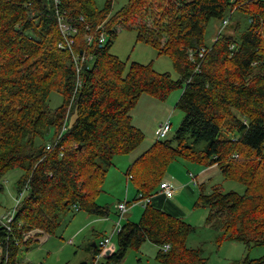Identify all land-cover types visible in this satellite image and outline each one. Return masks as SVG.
Instances as JSON below:
<instances>
[{
    "label": "trees",
    "instance_id": "1",
    "mask_svg": "<svg viewBox=\"0 0 264 264\" xmlns=\"http://www.w3.org/2000/svg\"><path fill=\"white\" fill-rule=\"evenodd\" d=\"M113 1L99 7L98 0H0V190L9 171L24 173L14 191L17 213L10 228L6 216L1 219L0 264H27L18 256L22 245L29 248L35 230L56 235L61 212L104 213L96 197L114 157L131 154L144 140L132 122V109L143 93L165 99L177 87L183 88L177 106L184 117L174 136L155 140L126 170L127 181L137 189L128 205L147 196L151 201L138 222L122 223L118 246L109 254H101L100 245L108 235L92 243L87 264H116L146 240L162 251L171 243L172 252L159 255L167 264H210L186 246L190 225L165 209L168 199L159 194L170 164L179 158L216 164L244 183V194L217 189L201 194L199 204L208 208L206 223L223 230V237L264 244V0H128L116 12ZM57 10L79 29L77 52L93 56L85 63L74 103L75 64L58 45L63 36ZM236 10L249 16L243 32ZM142 14L154 16L157 31L136 23ZM212 18L221 27L208 45L205 33ZM118 22H134L140 38L171 56L180 78L135 61L126 71L111 50ZM101 23L109 41L101 45L94 38L88 45L85 34L95 36ZM53 91L64 95L56 109L49 105ZM70 104L69 128L57 141ZM52 130L56 133L50 139ZM237 263L264 264V255Z\"/></svg>",
    "mask_w": 264,
    "mask_h": 264
},
{
    "label": "rangeland",
    "instance_id": "2",
    "mask_svg": "<svg viewBox=\"0 0 264 264\" xmlns=\"http://www.w3.org/2000/svg\"><path fill=\"white\" fill-rule=\"evenodd\" d=\"M105 1L98 0V6L103 7ZM127 2L128 0H114L112 11L120 10ZM242 13L241 10H236L234 15L235 19L243 18L241 32L246 29L249 21V16L246 14L244 16ZM136 19V23L142 28L146 26L149 32L157 31L154 16L142 14ZM220 27L221 22L219 19L212 18L210 20L205 33L206 44H213ZM114 28L117 29V35L113 40L111 50L125 64L126 71H129L132 62L135 61L142 64H152L156 71L170 72L174 78H180V73L174 66L171 56L163 52L158 45L140 38L139 28L134 22H118ZM166 39L167 35L164 34L163 42ZM182 91V87H177L165 99H158L150 94L143 93L137 105L132 109V122L144 133V140L131 154H120L114 157V164L105 176L102 189L96 197L98 203L106 207V213L97 216L93 212L84 209L76 210L75 208L61 212L62 224L56 235H49L48 237L40 235L37 240L35 239L38 237L36 231L30 233L29 237L34 241L29 245V248L28 245H22L18 254L21 262L44 264L46 261L45 264H65L67 262L80 264L82 261L87 260L86 257L89 258L91 253L89 247L92 243L99 241L105 235L110 236L112 234L114 226L120 218L117 205L120 202L119 200L125 198V191L127 187L129 188V184L127 186L126 170L139 155L157 140L155 128L159 127L163 121L170 119L172 129L168 137L172 138L174 136L184 117L183 111L177 106ZM63 102L64 95L60 92L53 91L50 94L49 105L52 109L58 108ZM55 133V130L51 131L50 139L55 137ZM122 156L125 159L129 157L130 161L125 159L123 161ZM197 168H199V165H196L195 161L179 158L170 164L168 174L175 173L177 177L182 178L184 174H188L189 170L193 171ZM18 171L22 170H11L4 178V188L0 190V202L2 203L0 218L3 212L16 204V202L13 204L12 191L16 189L18 179L24 174L22 171V176L18 177ZM201 172L199 171L198 175ZM190 179L191 176H188L185 181H178L176 183L178 189L174 191L177 198L176 202L180 204L178 210L191 227V231L185 239L186 246L198 250L200 257L210 264H238L239 260L247 257L257 258L263 256L264 244L252 246L241 240L223 237L221 235L223 230L206 223L208 208L199 204L201 194H211L217 189L222 192L235 190L244 194L246 192L244 183L234 180L218 170H214V173L206 177V180L202 181V185L199 186L190 183ZM198 180L200 182V176H198ZM130 182L129 194L131 196L134 188L132 180ZM27 191L28 189L26 193ZM130 199L132 200L133 196ZM133 207L135 209H132ZM143 210L144 206L141 202H136V205L134 204L125 214L122 223L130 219L128 215L133 212L138 214V218L130 220L134 222L140 220ZM117 235L116 233L112 236V246H118ZM170 252L172 251L167 254ZM160 253L164 252L158 244L146 240L139 247L131 248L125 259L116 264H167L159 258ZM3 255L4 247L0 244V257Z\"/></svg>",
    "mask_w": 264,
    "mask_h": 264
},
{
    "label": "built area",
    "instance_id": "3",
    "mask_svg": "<svg viewBox=\"0 0 264 264\" xmlns=\"http://www.w3.org/2000/svg\"><path fill=\"white\" fill-rule=\"evenodd\" d=\"M56 1H58V0H56ZM56 13H57V16L59 17L58 23H59V27H60V30H61V33L63 36L62 40L59 41L58 45L61 49H64L65 51L69 52L72 55V58H73V61L75 64L76 80H75L74 91H73L72 96H71V102L74 103L75 99H76L75 95H76L77 89H79L83 84L81 75H82V72L85 68L84 67L85 63L89 59H91L93 56H89L85 52H82V54L77 52L75 35L78 33L79 29L76 26H73L67 18H64L65 16H62L63 17L62 18L60 10H57ZM79 19L84 20V17L81 16ZM227 23H228V18L223 20V25H222L223 29ZM95 31L98 33V34L95 33V36L91 32L85 34V38L88 41V45L93 43L95 41V39H96V42L100 43L101 45H104L105 43H107L109 41V33H108L106 27H104L103 23L97 25ZM205 50L206 49L203 48V50L199 53V57L203 56ZM190 55L192 56V59L195 58V56H193L194 54L192 51L190 52ZM65 116H66L65 120H64L59 132L57 133V136L55 139L57 141L63 137V135L65 134V132L69 128V118L71 117V104L69 105V108H68ZM170 131H171L170 122L169 121L163 122L158 127V129L156 130L157 139H162V138L167 137L169 135ZM49 149H50V147H49ZM235 156H237V154ZM189 174L191 176L190 183H192L194 185H198L199 180H198L197 175L193 171L189 172ZM28 186H29V183H27L26 186L24 187V189L20 192L21 198L26 193ZM159 193L164 194L168 198H173L174 197V186H173V184L168 180L162 181L160 186H159ZM21 198L17 199V204L19 203ZM150 201H151V197L147 196V198H145L141 201H138V202H141V204L143 206H145ZM16 206L12 210H10L8 212V214L6 215V217L4 218V223L8 228H10V226H11L10 224L14 220L15 215L17 213ZM117 208L119 211L120 218L116 222L112 234L109 237H106L105 239H103L100 243V245L103 248L101 254H104V255L106 254V251L108 249H111V239H112L113 234H116L121 230L123 217L125 216L126 212L129 209L128 201H126V200L120 201L117 205ZM171 247H172V245L170 243H166L163 246V251L168 252L171 249Z\"/></svg>",
    "mask_w": 264,
    "mask_h": 264
},
{
    "label": "crops",
    "instance_id": "4",
    "mask_svg": "<svg viewBox=\"0 0 264 264\" xmlns=\"http://www.w3.org/2000/svg\"><path fill=\"white\" fill-rule=\"evenodd\" d=\"M166 121V120H165ZM165 121H163V122H165ZM161 123H162V121H161ZM160 123V124H161ZM159 124V125H160ZM158 125V126H159ZM158 127H156L155 128V132H156V129H157ZM156 134V133H155ZM126 161H130V158L129 157H126V159H125ZM186 160V159H185ZM189 161V160H188ZM196 163V165H199V168H197V170H193V172H195V174L197 175V177L198 176H200V182H199V184L197 185V186H199V185H202V181H204V180H206V177H208L209 175H212L213 173H214V170H218V171H220L219 170V168H218V166L216 165V164H200V163H197V162H195ZM189 171H191V170H189ZM189 171H188V174H184V176L182 177V178H179V177H177L176 175H175V173H170V174H168L167 173V175H166V178H165V180H168V181H170L172 184H173V186H174V191L175 190H177L178 189V186H177V182L178 181H180V180H183V181H185L186 179H188V176H190V174H189ZM199 171H202L199 175H198V172ZM221 172V171H220ZM21 174H22V171H18V177H20L21 176ZM202 176V177H201ZM189 181V180H188ZM130 183L131 182H128L127 181V186H128V184H129V188L127 187V189H126V191H125V198L124 199H126V201H129V200H131L130 198L133 196V198H134V196H135V194H136V187H135V185H134V183H133V181H132V183H133V188H134V192H133V194L130 196V194H129V190H130ZM186 186H189V185H186ZM17 190V187H16V189L15 190H13L12 191V199H13V201H15V198H16V193L15 192H17L16 191ZM15 191V192H14ZM159 194H161V193H159ZM166 199H168V201L165 203V205H164V208L165 209H167V210H171V211H169V212H171L172 214H180L181 216H182V213L178 210V208H180V204H178L177 202H176V200H177V198L175 197V193H174V197L173 198H167L166 197ZM119 202V201H118ZM13 204H14V202H13ZM132 204V205H131ZM136 205V203L134 202V203H130L129 204V209L133 206V205ZM12 207V206H11ZM136 207V206H135ZM135 207H133L132 209H135ZM106 209V208H105ZM118 209V208H117ZM128 209V210H129ZM131 209V210H132ZM10 211V208L6 211V212H3V215L1 216V218L0 219H2V218H4L7 214H8V212ZM128 212V211H127ZM126 212V213H127ZM94 213V212H93ZM106 213V211L104 212V213H101V214H96V213H94V214H96L97 216H102L103 214H105ZM177 214V215H178ZM128 217L130 218V219H137L138 218V214H136V212H133L131 215H128ZM142 217V216H141ZM183 217V216H182ZM184 218V217H183ZM141 219V218H140ZM139 221V220H138ZM138 221H135V222H138ZM36 231V233H37V235H38V237H36V239L38 240L39 239V237H40V235H46V237H48L49 235L47 234V233H45V232H43L42 230H35ZM38 231H41V232H43V233H39ZM45 233V234H44ZM91 255H89V257H90ZM85 259H88L87 257L85 258ZM46 262V261H45ZM45 262H44V264H45Z\"/></svg>",
    "mask_w": 264,
    "mask_h": 264
},
{
    "label": "water",
    "instance_id": "5",
    "mask_svg": "<svg viewBox=\"0 0 264 264\" xmlns=\"http://www.w3.org/2000/svg\"><path fill=\"white\" fill-rule=\"evenodd\" d=\"M94 245H96V243H94ZM114 248H115V246H112L111 249H108L106 251V255L109 254L112 251V249H114ZM80 264H87V260L82 261Z\"/></svg>",
    "mask_w": 264,
    "mask_h": 264
}]
</instances>
